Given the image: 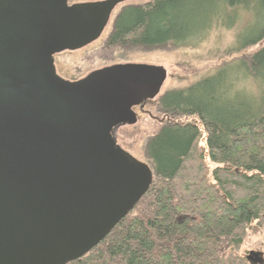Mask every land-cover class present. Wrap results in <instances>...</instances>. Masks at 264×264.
<instances>
[{"label":"water","instance_id":"water-1","mask_svg":"<svg viewBox=\"0 0 264 264\" xmlns=\"http://www.w3.org/2000/svg\"><path fill=\"white\" fill-rule=\"evenodd\" d=\"M152 0H0V264H69L99 246L155 172L118 145L163 67L124 64L71 82L55 57L98 41L117 8ZM264 264L262 253L247 256Z\"/></svg>","mask_w":264,"mask_h":264},{"label":"trees","instance_id":"trees-1","mask_svg":"<svg viewBox=\"0 0 264 264\" xmlns=\"http://www.w3.org/2000/svg\"><path fill=\"white\" fill-rule=\"evenodd\" d=\"M244 18L237 52L264 41V0L132 4L117 16L107 46L193 48ZM160 109L166 124L147 146L150 191L99 246L69 264H250L237 253L249 227L264 223V48L168 92Z\"/></svg>","mask_w":264,"mask_h":264},{"label":"rangeland","instance_id":"rangeland-1","mask_svg":"<svg viewBox=\"0 0 264 264\" xmlns=\"http://www.w3.org/2000/svg\"><path fill=\"white\" fill-rule=\"evenodd\" d=\"M103 0H69L70 4H82ZM137 3L124 4L114 12L110 24L101 38L90 46L65 52L55 57V70L59 78L76 82L86 78L92 72L124 64L148 65L163 67L167 71V80L161 89L160 96L147 103L143 111L137 109L138 122L133 126H122L116 130L118 145L135 159L149 163L147 146L151 138L156 136L167 120L160 109L161 98L172 91L185 90L213 76L221 68L243 59L264 48V41L245 51L237 52L235 44L239 35L247 26L248 20L240 21L233 30H214L199 45L193 48H176L165 46L154 49L130 47L111 49L107 46L115 20L123 7ZM185 120V119H183ZM181 119L176 122H180ZM202 146L204 144L202 143ZM264 255V223H254L249 227L244 243L237 253L246 258L249 253Z\"/></svg>","mask_w":264,"mask_h":264},{"label":"flooded vegetation","instance_id":"flooded-vegetation-1","mask_svg":"<svg viewBox=\"0 0 264 264\" xmlns=\"http://www.w3.org/2000/svg\"><path fill=\"white\" fill-rule=\"evenodd\" d=\"M143 3H147V2H143ZM122 6V5H121ZM120 7V6H119ZM124 8V7H123ZM118 9V8H117ZM122 11V10H121ZM149 103H146V106H145V108L147 107V105H148ZM137 109H140V108H136V109H134V111L136 112L137 111ZM141 110V109H140ZM143 110H141V112H142ZM118 130V129H117ZM116 133V132H115Z\"/></svg>","mask_w":264,"mask_h":264}]
</instances>
